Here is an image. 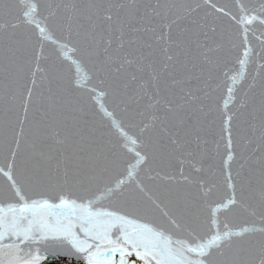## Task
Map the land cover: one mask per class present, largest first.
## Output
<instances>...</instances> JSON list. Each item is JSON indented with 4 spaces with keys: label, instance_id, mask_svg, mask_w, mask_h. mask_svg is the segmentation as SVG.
Listing matches in <instances>:
<instances>
[{
    "label": "snow or ice",
    "instance_id": "6c2138e0",
    "mask_svg": "<svg viewBox=\"0 0 264 264\" xmlns=\"http://www.w3.org/2000/svg\"><path fill=\"white\" fill-rule=\"evenodd\" d=\"M5 177L0 264H264V0H0Z\"/></svg>",
    "mask_w": 264,
    "mask_h": 264
},
{
    "label": "water",
    "instance_id": "95a60500",
    "mask_svg": "<svg viewBox=\"0 0 264 264\" xmlns=\"http://www.w3.org/2000/svg\"><path fill=\"white\" fill-rule=\"evenodd\" d=\"M219 2L223 3L226 2V0H219ZM188 22L186 21L185 24H187ZM257 37H259V31L256 34ZM252 42H253V46H257L259 43V40L255 37H251ZM245 89L247 87V85L245 84ZM100 132L105 131L104 129H99ZM99 134V133H98ZM243 146V141H241V145L240 147ZM239 150V149H238ZM132 163H135V161L133 160ZM124 168H127L128 165L124 164L123 165ZM119 171L118 168H113L112 173L110 175H106L105 179L112 181L111 185L112 187H115V177L117 175V172ZM10 182L7 181V178H2L0 179V200L6 202H9L12 199V193L9 192L8 190V186H9ZM93 191H95V189H93ZM33 196V198L35 197V194H30ZM91 196V193L89 194ZM107 195V188L102 189L99 192L95 193V196L92 198H98L101 196H106ZM127 200L129 201L128 205H127V210L131 211L132 209V203L131 201L135 199V194L132 192H129L127 195ZM113 207H118V205H114ZM140 215H142L146 220L152 222L154 225L158 226V227H162L170 232H174L175 228L172 225V223L165 218L159 211H145V210H141ZM228 215L230 217L234 218V222H238L240 218H242L244 216V213L242 212V210L240 209H234L233 212L228 213ZM47 252L51 253V254H59L61 252V249L56 247L55 245H49L46 249ZM76 259V257H71V258H65L64 260L60 261V264H73V261ZM116 259H119V256L117 255ZM127 259L132 262V264H143V262L139 259H137V257L135 255L129 256L127 257ZM47 264H52V261H48Z\"/></svg>",
    "mask_w": 264,
    "mask_h": 264
}]
</instances>
